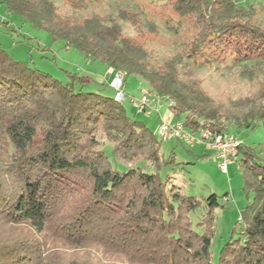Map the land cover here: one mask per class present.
<instances>
[{
  "label": "trees",
  "instance_id": "16d2710c",
  "mask_svg": "<svg viewBox=\"0 0 264 264\" xmlns=\"http://www.w3.org/2000/svg\"><path fill=\"white\" fill-rule=\"evenodd\" d=\"M1 1L36 24L53 11L50 0ZM168 1L181 20L199 26L191 57L210 50L218 60L264 59V25L252 22L238 0ZM60 36L108 67L141 76L150 88L172 96L177 103L173 111L185 114L186 124L195 127L200 118H217L216 110L198 104L203 100L199 90L181 82L182 56L161 70L149 67L136 40L97 17ZM72 76L71 81L60 80L15 59L0 44V228L28 226L72 247L114 246V253L129 264H213L219 196L212 193L201 200L184 193L170 174L163 176L162 163L169 165L174 158H162L160 138L129 115L115 95L77 86L92 82L90 77ZM232 123L239 129L264 125V106ZM99 131L113 142L114 156L125 167H114L98 148ZM135 158L148 166L129 165ZM152 166L157 169L150 170ZM239 168L254 198L241 215L239 236L225 243L218 264H264V159L242 144ZM203 203L207 211L194 224L191 215ZM37 244L30 238L0 236V264H46Z\"/></svg>",
  "mask_w": 264,
  "mask_h": 264
},
{
  "label": "rangeland",
  "instance_id": "374dc122",
  "mask_svg": "<svg viewBox=\"0 0 264 264\" xmlns=\"http://www.w3.org/2000/svg\"><path fill=\"white\" fill-rule=\"evenodd\" d=\"M50 1L52 13L41 15L38 19L40 24H36L32 19L10 11L0 0V44L15 59L28 61L63 81H71L74 74L88 76L92 82L78 83L77 86L84 91L100 90L114 96L116 90L110 82L116 70L110 77L106 63L79 50L60 35L72 34L76 26L93 17H97L104 26L117 24L122 36L139 43L143 60L149 67L161 70L168 61L177 55L182 56L183 61L178 63L181 82L188 88L199 90L203 99L197 101L199 105L204 104L216 110V119L200 118L198 126L223 127V130L235 134L243 144L264 159V125L239 129L232 123L234 118L264 106V59L253 57L238 60L235 56H228L218 60L210 50L197 58L191 57L190 47L199 33V26L189 19L181 20L168 0ZM237 5L249 13L252 22L264 25V0H238ZM126 77L124 90L127 99L124 107L129 115L143 122L155 135L158 136L159 115L169 112L172 121H185V114L178 116L167 107L161 108L159 114L136 112L131 96L140 94V83L145 84V79L128 73ZM96 138L98 148L105 151L114 167L126 166L115 158L114 144L105 133L99 131ZM158 138L161 141L162 158H174L169 165L162 163L160 172L163 176L170 174L173 183L178 184L184 193L201 200L212 193L219 196L220 205L214 208L211 243L212 262L218 264L225 243L239 236L241 215L254 198V191L245 189L243 171L237 164H231L229 172L224 173L215 157L201 146L190 145L176 138ZM11 151L14 149L11 148ZM128 164L148 166L147 161L138 158ZM149 169L154 171L157 168L152 166ZM206 211L207 207L203 203L192 213L194 224L203 218ZM0 236L24 237L37 242L40 259L46 264H129L122 255L114 253V246L110 249H101L96 244L72 247L64 240L53 241L48 234L37 235L28 226L2 227Z\"/></svg>",
  "mask_w": 264,
  "mask_h": 264
},
{
  "label": "built area",
  "instance_id": "2783aa9c",
  "mask_svg": "<svg viewBox=\"0 0 264 264\" xmlns=\"http://www.w3.org/2000/svg\"><path fill=\"white\" fill-rule=\"evenodd\" d=\"M127 72L116 70L111 86L116 90L115 99L125 102L127 94L124 90ZM140 94L132 95L131 102L136 112L150 115L158 114L163 106L173 110L176 100L168 95L155 91L144 83H140ZM160 123L157 134L162 140L178 139L190 145H199L218 161L222 172L228 173L231 164L239 167V149L243 142L226 130L210 128L207 126H190L183 120L172 121L169 112L159 115Z\"/></svg>",
  "mask_w": 264,
  "mask_h": 264
},
{
  "label": "crops",
  "instance_id": "0c3cea01",
  "mask_svg": "<svg viewBox=\"0 0 264 264\" xmlns=\"http://www.w3.org/2000/svg\"><path fill=\"white\" fill-rule=\"evenodd\" d=\"M108 69H109V76L110 77H113V73H114V69L113 68H111V67H108ZM166 106H163L162 108H165ZM167 112V111H166Z\"/></svg>",
  "mask_w": 264,
  "mask_h": 264
}]
</instances>
